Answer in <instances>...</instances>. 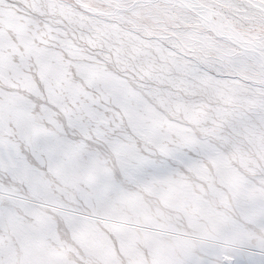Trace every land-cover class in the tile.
Masks as SVG:
<instances>
[{
	"label": "snow or ice",
	"instance_id": "obj_1",
	"mask_svg": "<svg viewBox=\"0 0 264 264\" xmlns=\"http://www.w3.org/2000/svg\"><path fill=\"white\" fill-rule=\"evenodd\" d=\"M0 264H264V0H0Z\"/></svg>",
	"mask_w": 264,
	"mask_h": 264
}]
</instances>
